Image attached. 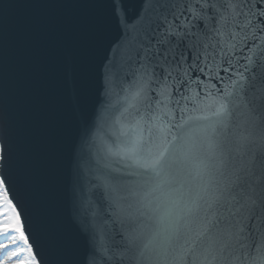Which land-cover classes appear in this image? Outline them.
<instances>
[{
  "label": "snow or ice",
  "instance_id": "obj_1",
  "mask_svg": "<svg viewBox=\"0 0 264 264\" xmlns=\"http://www.w3.org/2000/svg\"><path fill=\"white\" fill-rule=\"evenodd\" d=\"M141 5H147L151 18L126 74L132 77L127 91L133 111L122 116L127 126L117 133L114 146L129 174L138 177L136 187L145 198L136 211L144 231L116 233L117 241L102 223L90 230L82 227L87 242L79 264H131L144 238L149 240L145 248L156 245L152 256L141 253L149 261L154 256L171 264H264V233L259 243H241L246 231L251 235L254 217L257 228L264 226V169L258 175L254 156L244 167L234 163L250 150L264 148V46L249 40L247 33L237 40L238 31H228L229 40L235 41L232 55L239 53L233 64L221 41L229 21L237 30L254 29L252 37L264 34V0L219 7L209 0H141ZM237 8L229 15L220 11ZM125 38L122 32L119 39ZM241 60L246 61L242 71ZM106 68L101 65L102 81ZM225 75L231 83L217 87ZM234 75L239 79L233 80ZM211 81L216 83L210 86ZM108 91L102 82L101 93ZM237 109H243L242 120L233 125ZM177 111L179 123L174 122ZM12 156L11 149L0 148V168L11 169ZM10 176L0 172V236L23 247L7 259L38 264L9 195ZM249 178L257 182L245 191L241 185ZM118 190L131 191L123 184ZM114 204L118 206L112 201L109 208ZM25 252L28 258L22 259Z\"/></svg>",
  "mask_w": 264,
  "mask_h": 264
},
{
  "label": "water",
  "instance_id": "obj_2",
  "mask_svg": "<svg viewBox=\"0 0 264 264\" xmlns=\"http://www.w3.org/2000/svg\"><path fill=\"white\" fill-rule=\"evenodd\" d=\"M229 2L241 0H209L218 7ZM220 11L229 15L239 9ZM150 18L141 0H0V148L11 149L15 162L0 172H11L9 195L21 213L38 264H79L87 242L82 227L90 230L102 223L109 236L144 231L136 211L144 194L114 144L117 133L127 126L122 116L133 111L127 91L132 77L126 74L145 40ZM251 19L255 22V17ZM253 30H237L231 21L222 29L221 41L233 64L239 53L232 55L235 41L227 32L238 31L237 40L247 33L249 40L264 46V34L252 37ZM122 32L126 38L120 40ZM245 62H240L241 71ZM102 82L108 84L107 95L101 93ZM230 83L225 75L217 87ZM242 111L235 110L233 125L242 120ZM181 118L177 111L174 122ZM253 156L259 175L264 148L256 147L234 163L244 167ZM256 182L249 178L241 187L247 191ZM121 184L131 191L118 190ZM112 201L118 206L109 208ZM250 223L251 235L246 231L241 243L261 240L264 226L257 228L255 217ZM145 244L148 238L136 249L131 264H171L154 256L151 261L143 259L141 253L152 256L156 246L145 248Z\"/></svg>",
  "mask_w": 264,
  "mask_h": 264
},
{
  "label": "bare ground",
  "instance_id": "obj_3",
  "mask_svg": "<svg viewBox=\"0 0 264 264\" xmlns=\"http://www.w3.org/2000/svg\"><path fill=\"white\" fill-rule=\"evenodd\" d=\"M4 211H8V209L5 207ZM11 214V213H9ZM3 217H0V220H2ZM12 235H16V234H12ZM3 244H7L9 245L8 248H0V260L5 261V264H15V258H13L12 260H8L7 257L8 255L13 251H19V249L21 247H23L22 244H13L12 240L10 238H4L3 236H0V245ZM22 259H27V253H23V255L21 256Z\"/></svg>",
  "mask_w": 264,
  "mask_h": 264
}]
</instances>
